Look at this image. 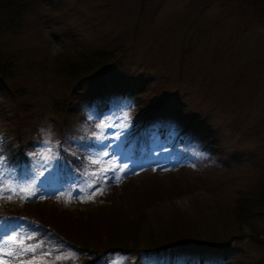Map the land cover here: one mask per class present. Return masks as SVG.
I'll list each match as a JSON object with an SVG mask.
<instances>
[{"label":"rangeland","instance_id":"374dc122","mask_svg":"<svg viewBox=\"0 0 264 264\" xmlns=\"http://www.w3.org/2000/svg\"><path fill=\"white\" fill-rule=\"evenodd\" d=\"M17 1L0 10L16 90L0 95V189L14 193L19 185L27 195L40 188L43 198L27 201L62 208L94 200L106 186L118 189L127 177L164 175L182 164L184 178L199 173L218 185L214 193L197 189L181 199L192 238L235 233L228 209L252 182L251 158L264 165V1ZM96 52L113 53V65L98 62ZM89 61L98 70L89 78L76 81L62 72ZM163 102L154 112V103ZM152 112V125L139 135L135 125ZM17 133L23 145L33 142L28 162L6 166L1 152ZM21 202L0 196V212ZM20 243L37 251L21 256ZM236 251L234 264L264 253L244 243ZM0 252H16L2 257L7 264H186L199 257L110 252L85 258L50 242L37 226L3 215Z\"/></svg>","mask_w":264,"mask_h":264},{"label":"trees","instance_id":"16d2710c","mask_svg":"<svg viewBox=\"0 0 264 264\" xmlns=\"http://www.w3.org/2000/svg\"><path fill=\"white\" fill-rule=\"evenodd\" d=\"M16 4L19 5L17 0H0V10L4 6L12 8ZM1 37L2 34L0 95L3 97L16 90L12 89L10 72L14 68V58L6 55ZM94 55L99 58L98 62L102 61V64L110 66L115 60L111 52H96ZM95 65L93 61L70 64L62 72L69 79L80 81L83 75L89 78L98 72L94 69ZM86 70L92 71L83 73ZM164 103H154V112H159ZM154 112L143 115L142 120L137 122L135 128L138 134L148 132L155 118ZM17 136L18 139L7 142L1 152L2 161L6 166L20 167L24 165L22 163L28 162L25 152L33 142L27 141V144L23 145L20 133H17ZM161 137H165L164 134ZM251 159L252 182L245 190L237 191L234 204L228 209L237 228L235 233L224 232L217 236L216 232H213L210 238L203 241L193 239L191 231L187 228L188 224L185 226L183 217L187 218V215L181 199L193 194L197 189L214 193L218 185L214 187L211 178L200 176L199 173L189 179L184 178L183 170L186 166L182 164L164 175L154 171L142 173L135 179L127 177L120 182L118 189L110 190L106 189V186L94 200L83 204L58 208L48 207L40 200H23L20 207L2 211L0 215L14 218L17 223L37 226L47 240L49 237L50 242L54 241L57 245L76 250L85 258L93 255L100 260L110 252H132L136 256L147 253L175 256L195 252L199 257L186 264H234L238 256H235V253H240L236 251L239 244L264 249V165H261L255 156ZM75 163L84 165L80 160H75ZM207 254H220L221 257L210 261L205 257ZM249 264H264V253Z\"/></svg>","mask_w":264,"mask_h":264},{"label":"snow or ice","instance_id":"6c2138e0","mask_svg":"<svg viewBox=\"0 0 264 264\" xmlns=\"http://www.w3.org/2000/svg\"><path fill=\"white\" fill-rule=\"evenodd\" d=\"M49 141L48 140H45V143L47 144ZM105 147H107V145H105ZM105 156L108 155V153H104ZM93 164H96L97 162L96 161H91ZM67 163V162H65ZM57 166L60 167L61 166V161L57 160ZM68 171L70 172L71 171V167L69 165L68 167ZM116 171H120L119 168H116V169H110L108 171H106L104 173L105 176H107L109 174V172H112V173H115ZM41 175H43V173H41ZM20 183H26V181H23V182H20ZM96 183L98 184L99 181H96ZM40 185L41 186H44V184L42 183V180L40 181ZM33 187L35 188V185H33ZM40 188H36V190L34 191H31V192H28L27 195H25V191H27L26 188H21L19 187V185L17 186V190L16 192H12L11 189H0V196H3V195H9L10 197L11 196H15L17 199H23L24 201H27V200H30L32 199L33 197L37 198V199H41L43 198L41 195H39V192H40ZM7 220L4 221V223L6 222ZM14 239H19V236L15 237ZM26 239H33V237H27ZM11 241H6V244L10 243ZM37 251V248L36 247H26L25 243H20L18 245H16V252H18L21 256L23 255H26L27 253L29 252H32V253H35ZM16 252H13V253H3V252H0V264H7V261L5 259H3L2 257L4 256H11V255H15ZM29 264H35L34 261L32 262H29Z\"/></svg>","mask_w":264,"mask_h":264}]
</instances>
